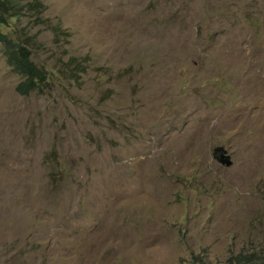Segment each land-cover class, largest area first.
Instances as JSON below:
<instances>
[{"label": "rangeland", "instance_id": "rangeland-1", "mask_svg": "<svg viewBox=\"0 0 264 264\" xmlns=\"http://www.w3.org/2000/svg\"><path fill=\"white\" fill-rule=\"evenodd\" d=\"M12 1L48 77L0 43V264L264 246V0Z\"/></svg>", "mask_w": 264, "mask_h": 264}, {"label": "trees", "instance_id": "trees-1", "mask_svg": "<svg viewBox=\"0 0 264 264\" xmlns=\"http://www.w3.org/2000/svg\"><path fill=\"white\" fill-rule=\"evenodd\" d=\"M19 2L0 0V43L7 48L6 61L23 80L16 86L21 95H28L46 83L48 75L30 59L31 51L18 38H11L13 22L19 15ZM32 3L29 10H35ZM179 264H264V246L231 253L224 261H209L201 254H192L191 258L180 260Z\"/></svg>", "mask_w": 264, "mask_h": 264}]
</instances>
